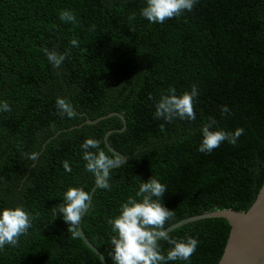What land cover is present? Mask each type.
Masks as SVG:
<instances>
[{"label":"trees","instance_id":"1","mask_svg":"<svg viewBox=\"0 0 264 264\" xmlns=\"http://www.w3.org/2000/svg\"><path fill=\"white\" fill-rule=\"evenodd\" d=\"M145 6L146 0H0V101L11 107L0 111V212L19 206L33 217L16 246L0 249V264H100L54 214L69 187L88 193L95 183L82 158L85 139L115 155L103 136L120 130V119L85 125L86 119L116 112L125 121L123 131L106 138L124 162L110 172V191H92L79 221L105 264H114L107 219L129 196L140 199L141 182L153 177L166 187L161 203L174 216L164 229L206 213L245 211L264 182V0H198L191 12L162 24L141 16ZM64 10L77 23L61 21ZM44 47L70 54L54 69ZM193 85L194 121L154 118L167 89L181 95ZM57 97L70 101L74 118L58 114ZM209 118L217 129L244 134L235 145L224 141L201 153L200 129ZM228 230L221 218L177 227L170 238L187 235L199 244L189 261L167 264H216ZM159 244L166 256L171 246Z\"/></svg>","mask_w":264,"mask_h":264},{"label":"clouds","instance_id":"2","mask_svg":"<svg viewBox=\"0 0 264 264\" xmlns=\"http://www.w3.org/2000/svg\"><path fill=\"white\" fill-rule=\"evenodd\" d=\"M197 2L198 0H146V6L141 9L140 14L150 23L162 24L167 19L182 15L184 11L191 12ZM59 18L67 23H77L75 15L68 10L62 11ZM131 18L134 19L135 16ZM71 45L78 46V41L73 39ZM41 51L54 69H59L70 54L69 51L62 54L55 49L50 51L46 47ZM198 95L195 85L190 92L181 95H177L176 89L170 87L155 102L154 118H162L168 123L176 119L194 121L196 119L194 99ZM55 107L61 116L71 119L76 115L73 105L65 98L57 97ZM0 111L10 112L11 107L6 101H0ZM220 111L227 114L230 109L221 106ZM216 123L215 119L209 118L201 127L202 139L199 152L211 153L224 141L235 145L238 138L244 134L243 128L227 132L217 129ZM80 147L83 150L82 158L86 162L85 170L93 174L97 187L110 191L111 185L108 182L110 172L121 165L123 158L107 155L100 148V142L95 139H85ZM93 149L95 151H92ZM28 158L35 160L36 155L31 154ZM63 168L71 172L67 161L63 162ZM165 192V185L151 177L140 183L139 190L135 193V197H139V200L129 196L127 201L121 204L119 214L107 219L114 233L109 241L111 245L109 255L114 264H167L168 261H189L196 252L199 244L197 239L187 235L182 239L170 238L164 231L165 223L174 216V211H170L161 203ZM89 199V194L83 189L69 187L63 195V202L55 207L54 214H60L64 222L69 225L68 232L72 234L73 239L79 235L77 225L82 214L89 207L86 203ZM32 220L33 217L19 206L5 208L0 212V249L5 245L16 246L19 238L28 234ZM160 240L166 241L171 246L166 256L161 250Z\"/></svg>","mask_w":264,"mask_h":264},{"label":"water","instance_id":"3","mask_svg":"<svg viewBox=\"0 0 264 264\" xmlns=\"http://www.w3.org/2000/svg\"><path fill=\"white\" fill-rule=\"evenodd\" d=\"M111 116L119 118L123 126L120 130L107 131L103 136V143L108 151L123 158L121 163L123 164L124 157L111 149L106 143V138L111 132H120L124 130L125 121L122 116L111 112L94 120L86 119L83 124L92 125ZM96 187L97 185L94 183L88 192L89 198ZM89 201L86 203L89 204ZM209 218L224 219L229 227L225 244L216 264H264V182L259 187L250 207L245 211H233L228 209L206 213L181 220L167 227L164 231L168 233L186 223ZM77 230L79 233L78 236L83 244L98 257L100 264H105L102 255L84 237L80 230L79 223L77 225Z\"/></svg>","mask_w":264,"mask_h":264}]
</instances>
